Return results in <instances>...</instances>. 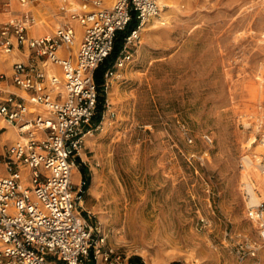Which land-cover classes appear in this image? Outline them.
I'll use <instances>...</instances> for the list:
<instances>
[{
    "label": "rangeland",
    "instance_id": "1",
    "mask_svg": "<svg viewBox=\"0 0 264 264\" xmlns=\"http://www.w3.org/2000/svg\"><path fill=\"white\" fill-rule=\"evenodd\" d=\"M159 2L85 139L90 186L97 174L100 187L84 207L143 264H264L245 189L254 183L264 202V0ZM59 3H0V23L27 8L53 33ZM248 243L258 251L241 259Z\"/></svg>",
    "mask_w": 264,
    "mask_h": 264
},
{
    "label": "built area",
    "instance_id": "2",
    "mask_svg": "<svg viewBox=\"0 0 264 264\" xmlns=\"http://www.w3.org/2000/svg\"><path fill=\"white\" fill-rule=\"evenodd\" d=\"M10 2L0 0L8 8ZM162 10L159 0H113L109 5L60 0L62 20L53 33L34 35L36 18L29 9L0 23V57L22 56L12 62L10 73L0 72V132L13 128L17 133L0 154V264H135L92 221L83 203L84 181L76 183L74 173L86 135L100 128L94 123L96 69L112 52L118 32L136 19L104 73L107 91L133 58L145 24ZM257 167L264 173L263 159ZM248 215L264 239V202L250 204ZM257 251L248 243L238 253L244 259Z\"/></svg>",
    "mask_w": 264,
    "mask_h": 264
},
{
    "label": "trees",
    "instance_id": "3",
    "mask_svg": "<svg viewBox=\"0 0 264 264\" xmlns=\"http://www.w3.org/2000/svg\"><path fill=\"white\" fill-rule=\"evenodd\" d=\"M137 24H138V21L136 19H133L128 24V26L126 27L125 30L118 32L112 52L98 66V68L95 71V80H96L98 90H99V104H98L96 116L94 118L95 124L100 123V121L102 120L103 113L106 110L107 93H106V90L104 87V85H105L104 73H105L106 69L114 63L115 59L117 58V56L119 55V53L123 47L125 37L130 33V31L133 28H135L137 26ZM79 161H80V168H81V171L83 174V181H84L83 187H84V189L88 190V188L91 184L92 175L89 172V170L87 168H85L84 163L81 160V158H79ZM132 260L135 262L143 264V260L139 256H134L132 258Z\"/></svg>",
    "mask_w": 264,
    "mask_h": 264
},
{
    "label": "crops",
    "instance_id": "4",
    "mask_svg": "<svg viewBox=\"0 0 264 264\" xmlns=\"http://www.w3.org/2000/svg\"><path fill=\"white\" fill-rule=\"evenodd\" d=\"M34 35H43V34L37 33V34H34ZM77 43H78V41H77ZM20 57H22L20 54H10V55L1 56L0 57V72L10 73L12 71V62L14 60L20 58ZM10 88L12 90L19 91L15 86L11 85ZM1 123H3V121L0 118V124ZM0 137H4L1 141L5 142L2 146H0V151H2L4 146H5V144L12 143L13 141L16 140L17 133H16V131L13 128H9V129H7L5 131L0 132ZM89 138H91V137H89ZM86 140L88 141L89 139L86 138ZM83 160L82 161L84 163L85 168H87L89 170L90 168H89L86 160L85 159H83ZM3 170H4V168L2 170H0V171H3ZM78 174H79V177H80L79 180H83V174H82V171H81L80 167L78 169Z\"/></svg>",
    "mask_w": 264,
    "mask_h": 264
},
{
    "label": "bare ground",
    "instance_id": "5",
    "mask_svg": "<svg viewBox=\"0 0 264 264\" xmlns=\"http://www.w3.org/2000/svg\"><path fill=\"white\" fill-rule=\"evenodd\" d=\"M109 2V1H108ZM23 6L24 5H26V3L25 4H22ZM30 6V5H29ZM28 7V6H27ZM24 8V7H23ZM25 9V8H24ZM27 9V8H26ZM25 9V10H26ZM147 24V23H146ZM146 24H145V26H146ZM144 26V27H145ZM39 27V31H38V33H40V34H45L46 32H45V30H46V24L44 23V21H36V23H34L32 26H31V32L33 33V34H37V28ZM143 27V28H144ZM48 34V33H47ZM93 136V134L92 133H88L87 135H86V137L85 138H89V137H92ZM262 174V173H261ZM248 177H247V175H245L244 176V179H247ZM263 181H264V176H261L260 177ZM102 179V178H101ZM248 179H250V178H248ZM99 181H100V176L99 175H95V177H94V180H93V183H92V185L90 186V191H92L93 193H97V191H98V188L100 187L99 186ZM245 183L247 184V187L245 188L246 190H247V192H248V194H249V196H250V200H249V202L250 203H254V204H258V203H260L259 202V200H260V197L258 196V194H257V192L255 191V188H254V186L255 185H253L254 183H252L251 181H248V180H246L245 181ZM249 190V191H248ZM250 192L252 193V195L250 194ZM98 194V193H97ZM251 196H252V201L253 202H251ZM259 264H261V263H259Z\"/></svg>",
    "mask_w": 264,
    "mask_h": 264
}]
</instances>
